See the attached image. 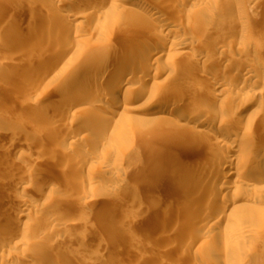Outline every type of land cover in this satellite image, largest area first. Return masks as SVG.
<instances>
[{"label": "bare ground", "instance_id": "bare-ground-1", "mask_svg": "<svg viewBox=\"0 0 264 264\" xmlns=\"http://www.w3.org/2000/svg\"><path fill=\"white\" fill-rule=\"evenodd\" d=\"M27 1H34V3L31 2L32 4L30 5ZM51 2L52 0H4L0 3V47L5 51L15 49L20 52V56L18 55V57L15 58L16 62L19 63V68L13 75L18 82L20 81L19 84L21 87L23 86V88L27 90L26 92L30 91L33 94L38 92L40 83L25 84L26 81L39 79L40 76H43V72L48 76L59 60L58 54L62 49L65 52L66 50H71L74 54V59H76L70 66L69 64L62 66L64 70L57 84L65 98L64 107L62 106L63 108L58 107L55 108L53 112L51 111V113H44L46 111L45 108L38 103L37 100L34 103H28V107L33 111L43 112V115H41L43 117L42 119L47 120H45L47 123H45L46 126H38L35 128L36 132L34 133L38 134L37 136H39V139L40 137H50L52 144L49 146L51 149L49 154H47L48 156H46V158L39 157L36 159L33 158V155L30 156L25 153H18L12 156L9 149H15L16 152L21 151L23 145L17 142L9 144L10 146H5L0 141V182L8 187L10 193H16L18 195V192H20L21 194L17 197L19 198V205L26 208V211L19 216L16 215V212L19 213L17 211L19 205L17 206L15 205L16 203L13 204L9 201L4 202L3 209L0 211V264H35L36 262L34 263V261L36 258L33 257L37 256L31 254L34 250L31 248L35 245L30 243V245L34 246H31V248L29 247L28 237L34 238L37 236L33 239L34 241L45 233L40 238L43 242L39 240L36 241L40 242L41 245L42 243L45 244L46 240L56 242L58 241L56 232H58L61 227H65V224L59 223L56 220H49V222H46L43 218H40V224L44 222L43 224L45 226L48 223L52 228L50 233H47L48 231L42 233L41 230L34 227L37 225L39 227V223L37 224L34 221L33 222L37 225H31L33 229H30V227L26 228L27 223L25 224V221H28L32 210L27 202L28 199L25 200L24 196L28 193L31 194L35 192L37 189V178L41 176L37 174L39 170H43V168L60 170L59 172H61V176L67 188L70 191H78L83 185V182L75 177L74 174L77 171H85L87 174L93 175L95 170L90 166L89 160L95 156H97L95 158L98 159L99 157V160H102L105 158L106 152L110 153L111 149L114 150L110 145L107 147L109 152L105 148V153H100L101 156H99L91 152L93 148L92 145L95 144L94 146L99 149L98 147H100L107 138H112L110 140H114L113 142L118 150V152L114 150L113 152H116L114 154L123 153L122 151L126 147L134 143L133 139L136 140L135 138L138 136V131H140L139 133L143 131L139 126L144 125L148 127H157V129H159L162 124H174L167 115L176 116V118L179 117L180 120L185 122L180 125V129H184L192 135L209 137L207 129H215L217 134L220 135L218 139L216 138V140L212 141L213 143L210 151L206 152V159L200 161L196 169H194V173L196 172L198 176L197 180L190 178L192 172L186 174L183 179H179L169 194V201H173L179 205L180 201H183L180 205L183 208L180 206L178 208L181 210L184 209V215L200 206L202 215L200 218L196 217L200 221L202 233L204 232L203 229L214 232L223 227L226 228L227 226L237 227L243 224L244 221H247L250 215L243 209L244 206H239L242 200L237 197V195H231V192L234 188H246L251 191L262 188L261 184L264 183V149L257 150L258 153L254 154L259 137H256L254 126H252L253 122H247V124H241L238 127L230 123V112H228V108H230V110L236 108L238 105L237 100L228 99L220 103H218V101L226 94L232 92L239 94V92L246 89L254 88L261 82L258 80V75H254L249 68L240 65L233 70L229 68L227 63L223 67L224 70L222 72H212L210 68L216 65V63L219 66V61L221 65L226 62L221 59L225 56L224 52L226 51H224V42H222L221 39L225 31L224 28L220 29L219 25L217 29L215 28L210 32L206 31L207 27V30H209L210 23H212L210 19L212 17L214 18L215 15L208 19V21H211H209L210 23L208 22L210 25L208 23H200L198 20L199 23L196 22V24L194 22L196 26L204 28V30L208 32L207 34L204 32L200 36H196L195 34L188 33V31H184V29L182 30V28H176V26H173L169 22L171 16L177 15L175 11L178 7L180 8L190 3L192 0H177L176 5L164 4L163 6L152 5L151 1L142 3V0H60V2L54 6L52 5L53 7L51 6L50 8ZM213 2L216 3L215 0H213ZM27 3L29 4L28 6L26 5ZM21 6L23 7L21 9H24L25 6L27 7L28 14L33 13L35 9L45 11V13L39 11L37 15L41 27L35 26V24L28 22V20L27 22L24 21L26 23L20 21L21 24L13 20L11 15L19 14L18 9H20ZM8 10L12 13L7 14L9 13ZM125 15L129 16L127 20L123 22V17ZM193 16L194 14H192V12H188L186 18L192 21ZM95 17L99 18L96 19ZM101 17L105 18V21H103L104 23L101 22ZM194 18L196 17L194 16ZM214 19L213 22H215ZM233 19L236 24L242 25L246 18L244 14L239 12ZM129 20L134 21L129 23L130 26L132 25L129 27L131 30L124 33L125 38L121 37L123 39L122 47L127 52L117 55L113 61H111V59L108 61V58L114 53L112 48L115 41L118 39H116V37H118L120 30H123L121 26L126 25ZM121 22L123 23L121 24ZM155 26L157 29L161 28L165 30L164 37L152 31ZM194 27L192 28L193 30ZM125 28L128 30V27ZM227 33L230 38L243 36L241 27L236 30H229ZM169 35L178 36V42L168 48L166 47V39ZM201 44H209V46L213 48L212 52H214L210 54L206 49L208 46H203ZM169 50H172L177 56H183L186 61H183V64H180L179 67H176L174 64L175 57L171 58L167 53ZM32 54H35V57L29 60L28 58H30L29 56ZM227 56L228 54L226 57ZM161 62L167 65V69H165L164 73L157 71L155 68L160 65ZM2 65L4 64L0 63V66ZM31 65L33 66V70L30 71L28 67ZM108 67H111L118 73L116 75H104L102 70ZM184 71H188V75L192 79L190 82L191 84H187V87L184 90L181 89L179 93L175 92L172 95H166L161 106H158L159 104L157 106L154 104L150 106L148 104L150 108L142 115L132 116V112H130L131 109H128L124 104H119V101L116 99V97L122 95V93L127 94L129 92H135L137 96L134 100H137L141 98L144 92L148 91L153 97H160L161 85L160 83H155V81L153 82V78H158L163 75L166 77L165 82L167 80L175 81L180 78ZM254 72L259 73L257 69L254 70ZM25 75H29V79L24 82ZM5 76L6 80L10 78L11 75ZM45 80L47 81V79ZM45 80H43V82ZM193 82L197 85L192 87ZM106 91L110 94L112 92L113 94L109 96L108 92L107 94L105 93ZM6 92L5 88L2 87V89H0V93L3 95ZM262 96H264V91H254L251 99L248 101L243 100V106L248 109L254 105L258 108L262 107ZM107 100L114 105L113 110L109 109L108 112L105 110L106 108L102 106ZM152 100L155 101L153 98ZM195 100L200 101H197L198 103L196 105H189L191 103L193 104ZM210 103L214 105V117L209 118L201 116L194 120V117H192L193 114L191 113L201 110L206 104ZM84 105H88L89 108L83 112L80 108ZM10 114L12 115L11 117L14 116V114ZM38 114L40 115V113ZM2 115L5 117L4 114ZM41 116H38V118ZM9 117H5L6 120L8 119L7 121L4 119L5 123L1 120V124L6 125V123H13L18 118H16V116L13 118ZM14 118L16 119L14 120ZM23 126V122H19V124L16 125L14 123L11 127L3 126L2 129H0V140L2 136H6L7 134L9 136L11 133L12 135L14 133H22L23 129H25ZM34 127L36 126L34 125ZM30 129H32V127ZM136 129H138V131ZM12 138L11 136V139ZM50 140L47 142L50 143ZM65 141H68L69 148L66 146L65 148L60 147V143ZM106 142H109V140L105 141V143ZM25 145L33 148V150H36V148H40L41 150L45 149L42 147L45 144L40 145L39 142H35L34 140L33 142H26ZM81 145L83 148L85 147L87 149L81 151ZM213 147H217L219 150L216 152L212 150ZM226 150L227 152L225 153ZM38 151L40 150L38 149ZM231 152L238 153L239 156L230 155L229 153ZM110 154L112 155V152ZM169 154V148H167L166 144L161 143L154 154L157 167H163L168 160ZM114 164L116 170L120 168L117 161ZM108 169L109 168H107V170L103 169L101 175L107 176V172L110 171ZM114 178L115 179L110 185L101 183L96 188L104 190L107 193L111 192L107 194L108 196L105 199L100 198L101 200L99 202V199L94 201L92 199L93 197H79L73 199V201L75 200L74 203L77 202L76 204L85 205L83 209H86L87 206H96L97 202H99L102 207L100 209H103V211L111 209L113 204L117 203L119 198L122 197L116 195L117 190L121 188V184H119L122 183L121 177ZM157 181L158 179L156 178L152 179L150 185L157 183ZM202 181L203 184L201 185L200 182ZM213 186L217 187L219 193H221V195L224 194V196L220 198H217L216 195L210 196V192H207V188ZM189 190H191V192H189ZM206 193L208 194L207 196L205 195ZM194 195H197V197H194ZM141 197V191H134V201L140 200L141 202ZM199 201L203 202L202 205L199 204ZM163 206L164 204L162 201L160 202V200L150 201L149 207L138 217L140 226H151L159 220L162 221L160 225L163 224L162 227L166 228L167 222L169 223L171 220L168 217V212L165 214L162 213L161 210L164 208ZM52 207L54 208L55 206H44V208L41 209V211L38 210V212H48ZM168 210L171 211V208ZM63 213L65 212H61V214ZM68 214H72V210H68ZM83 214H85V210ZM16 216H19V218H17L15 222L13 219ZM168 219L170 221H168ZM34 220H36V218ZM123 225L119 223L115 226L113 230L115 234H123L125 230ZM22 226L23 229L21 228ZM27 226H30V224ZM157 226L159 227V225ZM163 228L160 231H162ZM34 229H37L38 231L35 230L37 232H41L36 235L37 232L34 231L35 234L31 232ZM200 230L201 229H199V231ZM59 234L60 232L57 235ZM64 234L65 233H63V235ZM64 236L67 237L66 235ZM71 236L75 237L73 233ZM38 244L39 243H37V245ZM44 246L42 245V248H44ZM12 247L17 250L20 248L25 252L20 254L11 251L10 249ZM39 247L40 246H38L37 249H39ZM52 248L49 247L48 250L46 248L42 253L45 252L50 257L56 255L57 257L65 256L69 258L70 256L71 258L69 260L58 264H76L71 252L62 253ZM29 249L31 250L29 251ZM30 254L32 256H30ZM107 254L108 255L105 256H98L96 262L99 264H122L120 256L116 257L113 252ZM224 254L227 256V254L231 253L226 251ZM54 259L47 260L50 262L52 260L53 262ZM42 261L44 262L45 260ZM40 262H38V264L42 263ZM46 264H49V262L47 261Z\"/></svg>", "mask_w": 264, "mask_h": 264}, {"label": "rangeland", "instance_id": "rangeland-1", "mask_svg": "<svg viewBox=\"0 0 264 264\" xmlns=\"http://www.w3.org/2000/svg\"><path fill=\"white\" fill-rule=\"evenodd\" d=\"M3 1L4 0H0V3H2ZM150 1L152 5L158 6H163L164 4H177V0H142V3H148ZM215 1L216 3L213 2V0H192V2L180 8L178 7L179 9L177 8L178 10L176 9L175 11L177 15L171 16L169 22L173 26H176V28H182V30L184 29V31H188V33L195 34L196 36H200L206 31L210 32L215 28L217 29V26L220 25L219 28H224L225 30L222 35L223 38L221 37V39L222 42L225 43H223L224 51L226 50L224 52L225 56H223V58L221 59L226 62L224 64L222 63L221 65V62L219 61V66L215 62L217 66L214 65L210 68L212 72H222L224 70L223 67L228 63L229 68H232L233 70L236 69L238 65H240L249 68L254 73V75H258V80L261 83H259L254 88L246 89L242 92H239V94H237L236 92L226 94L218 101V103H220L225 102L228 99L237 100L238 105L236 108H234L233 110H230V108H228V112H230L229 121L233 126L235 125L238 127L241 124L243 125L247 124V122H253L252 126H254L256 137H259L254 150V154H256L259 150L264 149V96H262L263 98H261L263 106L260 108L254 105L249 109L246 107V109L245 106H243V100L248 101L249 99H251L253 92L256 90L264 91V0ZM31 2L29 1L28 3H30V5L34 3V1L32 3ZM58 2H60V0H52V2L50 3V8L52 5L54 6ZM28 3L26 4L27 6L29 5ZM21 8L23 7L21 6L20 9H18L19 14L11 15L14 21L16 20V22L18 21V24H21L20 21L23 23L24 21L27 22L28 20V22L35 24V26L41 27V25H39L40 23L37 19V15L39 11L41 13H45V11L35 9L33 13L28 14L26 6L24 7V9ZM8 12L9 13L7 14L12 13L9 10ZM188 12H192V14H194L196 18H194L193 16L192 21L188 20L186 18ZM239 12L244 14L246 18L242 25L236 24L235 20L233 19V17H235ZM214 15L215 19L212 17ZM128 16L129 15H125L123 17V22L127 20ZM104 17H101L100 19L102 23H104L103 21H105ZM209 18H211L210 20H212V23H210V20V22L208 21ZM213 19L215 22H213ZM197 20L200 23L203 22L205 24L209 22L211 24L210 25L208 23L210 25L209 30H207L208 27L205 31L204 28L196 26V24L199 23ZM123 22H121V24ZM130 22L134 21L129 20L126 24L127 26L122 25L121 27L123 28V30H120V32L118 31L119 33L117 32L118 37H116V39L118 38V41H115V44L112 48L114 53L111 54V56L108 58V61H110V59L111 61H113L117 55L127 52L122 47V38H125V32L131 30V28H129L132 26H130ZM194 22L197 23L195 24ZM125 27H128V30H126ZM193 27L194 30L192 29ZM240 27L243 31V36L230 38L227 32L229 30H236ZM152 31L154 33H159L163 37L165 35V30L161 28L157 29L156 26L152 29ZM207 33L208 32H206L205 34ZM166 40V47L169 48L173 46V44L175 45V43L178 42V36L169 35ZM201 45L205 46L207 44ZM207 46L208 47H206V49L210 52V54L213 53V48L210 47L209 44ZM167 53L171 58L175 57L174 64L176 67H179L180 64H183V61H186L184 60L183 56L175 55L172 50L167 51ZM227 54L228 56L226 57ZM18 55L20 56V52L16 51L15 49L5 51L0 47V63L4 64L0 66V89H2L3 87L7 91L6 93H4V95L0 93V117L2 118H0V129H2L3 126L11 127L14 123L16 125L19 124V122H23V128L25 129H23L22 133L18 131L20 134L14 133L12 135L11 133V135H9L10 137L8 136V134L6 136H2L0 141L5 146H10L9 144L17 142L23 145L21 151L16 152L15 149H9L12 156L18 153H25L29 154L30 156L33 155L34 159L39 157L46 158V156H48L47 154H49L50 152L51 148H49V146L52 144V141L50 140V137L48 138V136L45 138L40 137L39 139V136H37L38 134L34 133L36 132L35 128H37L38 126H46V119H42L43 117L41 115H43V112L41 113L38 111H33L28 107V103H34L37 100V102L43 105V107L45 108L46 111L44 113H51V111L53 112L55 108H61L64 104L65 98L61 90L58 88L57 84L59 83L58 81L61 79L62 71L64 70L62 66H64L65 64H69L70 66L75 62L76 59H74V54L71 50H66L65 52L62 49V51L58 54L59 60L56 62L54 69H52V71L50 72L51 75L49 73V75L46 76V73L43 72V76H40L39 79L33 81L27 80L29 79V75H25L24 82L27 80L25 84L40 83L38 92L33 94L30 91L26 92L27 90H25L23 86L21 87V85L19 84L20 81L18 82L13 75V73L17 72L16 70H18L19 68V63H17L15 59L18 57ZM29 57L30 58L28 59L30 60L31 58L35 57V54H32ZM12 60H14L15 62ZM155 68L157 69V71L164 73L165 69H167V65L161 62L160 65ZM256 69L259 71V73L254 72V70ZM28 70H33V66H29ZM102 73H104V75H116L118 72L113 70L111 67H108L105 70H102ZM44 74L47 78L44 76ZM5 75L11 76L10 78L5 80ZM45 79H47V81ZM43 80L45 81L43 82ZM165 80L166 77H164L163 75L158 78H153V82L155 81V83H160L161 85L160 97H153L148 91L144 92L141 98H138L137 100H134V98L137 96L135 95V92H129L127 94L122 93V95L117 96L116 99L119 101V104H124L128 109H131L130 112H132V116L142 115L150 108V106H152V104L156 106L159 104L158 106H161L166 95L169 96L175 92L179 93L181 89L184 90L187 87V84H189L192 79L189 77L188 71H184L183 74H181L180 78L175 81L167 80L165 82ZM194 83L195 82H193L192 87L197 85L196 83ZM107 92L108 91H106L105 93L107 94ZM112 94V92L111 94L109 93V96H111ZM152 98L155 101H153ZM197 101L199 102L200 100H195L193 104L191 103L189 105H196L198 103ZM102 106L106 108L105 110L107 112L109 111V109L113 110L114 107V105L108 100L104 102ZM88 108V105H84L80 108V110H83L84 112ZM214 111V105L210 103L206 104L201 110H198L191 114H193L192 117H194V120H196L201 116H206L209 118L214 117ZM10 113L14 114L13 117L16 116V118H18H14V120H16L13 123H6V125L1 124L2 121H4L5 123L6 118H8L9 116V118H13L11 117L12 115ZM38 113H40V115ZM2 114H4L6 118L3 117ZM38 116L41 117L38 118ZM167 117L171 118L174 124H162L160 128L158 127L159 129H157V127H148L144 125L139 126L138 124V126L142 128L141 130L143 131L139 133L140 131L136 129L138 131V136H136V140L133 139L134 143H132L134 145L131 144V146L126 147L122 151L123 153L114 154L118 152V150L116 149L117 147L113 142L114 140H110L112 138H107L109 142L106 143L105 141L108 140L104 139L105 141L104 143H102V145L105 144L103 145L105 147H103L102 145L100 146L104 149L100 147H98L99 149H97L94 146L95 144L92 145L93 148L91 149V152L98 154L99 156H101L100 153H105V148L108 151L107 147L110 145L116 152H113L114 150L111 149L112 155L110 154L111 152H106L105 158H103L102 160H99V157L98 159L95 158L97 156L92 154L95 157L89 160V164L95 170L94 174L90 175L85 171H77L74 174L75 177L83 182V185L78 191H70L67 188L63 181V177L61 176V172H59L60 170L54 168H43V170L41 169L38 171L37 174L41 176L37 175V189L35 190V192H32L34 195L32 193H28L25 196L23 195L25 200L28 199L27 202L29 203V206L32 210L29 217L30 223L29 219L28 221H25V224L27 223L26 228L30 227V229H33L31 225H37L39 223V227L38 225L34 227H37L38 230L42 231V233L47 231V233H50L52 228L48 223L46 224V222H49V220H56L59 223H63L65 224V227H61V231L58 230V232H56L57 234L60 232L59 235L56 234V236L58 237V241L54 242L52 240H46L45 244L42 243V245L48 246H44V248H42L41 243L37 242L36 240L43 242V240H40V238L45 233L40 235L41 237L38 236L40 238L35 239L34 241L33 239L37 236L34 238L28 237L29 247L31 248L32 245H30V243H33L35 245L33 246L36 248V250L33 246V248H31L32 250L34 249L32 251L33 253L31 252V254L37 256L33 257L36 258L34 263L36 262L38 264V262L41 261L42 263H40L43 264L47 259L50 260L55 258L53 262L52 260L51 262L49 260L47 261L49 262V264H58L63 263L64 261H67L71 258L70 256L69 258L65 256L57 257L56 255L50 257L45 252L42 253L44 249L46 250L47 248L48 250L49 247H53L52 249L58 250V252H71V255H73L74 258L73 260H75L76 264H99L96 262L98 256H105L108 255L107 253L112 252L116 257L120 256L122 264H264V183L261 184V187L263 189L261 188L255 191H251L246 188H234L231 192V195H237V197L242 200L239 203V206H244L243 209L246 210L250 215L247 221H244L243 224L238 225L237 227L235 226L236 228L234 226H227L228 228L223 227L214 232H209L203 229L205 233H202V227L200 221L198 220V218H200V216L202 215L200 206L199 208L194 209V212L192 211L193 213L188 212L184 215V209L181 210L178 208L181 203H183V201H180V205L173 201L171 202L169 201V194L175 186L176 182L179 179H183L186 174L192 172L190 178L197 180L198 176L196 172L194 173V169H196L200 161L206 159V152L210 151L213 143L212 141L216 140V138L218 139V136L220 135L217 134V131L215 129H207L209 137L192 135L190 132H187L184 129H180V125L184 124L185 122L180 120L179 117L176 118V116L170 115H167ZM30 124H34L36 127ZM29 125L30 128L32 127V129L29 128ZM11 136L13 137L12 139ZM33 140L35 142H39L40 145L45 144L46 147L45 145L42 146L45 148V151L43 149L41 150L40 148H36V150H33V148L25 145L26 142H33ZM49 140L50 143L47 142ZM161 143L166 144L167 148H169L170 150L168 160L162 168L157 167L156 161L154 159L155 151ZM65 146L69 148L68 141L60 143V147L65 148ZM80 148L81 151L87 149L85 147L83 148L82 145ZM38 149L40 151H38ZM212 150H215L217 152L219 148L213 147ZM226 152L227 150L225 151V153ZM229 154L233 156H239V154L235 152H231ZM116 161L119 163L118 165H120V168L117 170L114 166V163ZM107 168H109L108 170H110L107 172V176L101 175V171H103V169L107 170ZM43 175L47 176L45 177ZM114 177H121L122 183H119L121 184V188L117 190L116 195L122 197L119 198V201H117V203L113 204L111 209L103 211V209H100L102 207L99 202L101 199H105L108 196L107 194H110L111 192L107 193L104 190L96 188L101 183L110 185L111 182L115 179ZM154 178L158 179L157 183L150 185L152 179ZM0 184V211L3 209L4 202L9 201L13 204L16 203L15 205L18 206L20 202L18 201L19 198L17 197H19V194L21 193L18 192V195L16 193H10L6 185L2 184L1 182ZM200 184L202 185L203 181L200 182ZM136 190L141 191L142 193L141 202L140 200H133V193ZM189 192H191V190H189ZM207 192H210V196L216 195L217 198L224 196V194L221 195V193H219L218 188L215 186L207 188ZM205 195L207 196L208 194L206 193ZM79 197H93L92 199L94 201L99 199V202H97L96 206H87L86 209H83L85 205L76 204L77 202L74 203L75 200L73 201V199ZM194 197H197V195H194ZM155 200H160V202H163L164 208L161 210L163 214L168 212V217L171 221L168 219V221L170 222H167L166 228L162 227L163 224L160 225L162 221L159 220L155 222L154 225L145 227L143 225L140 226L138 222V217L146 210L147 207H149V202ZM202 203L203 202H200L199 204L202 205ZM47 205H53L55 207H52V209H50L48 212H38V210L41 211V209H43L44 206ZM19 206L17 207V211L19 213L16 212V215L20 216L24 211H26V208L21 207V205ZM170 208L171 211L168 210ZM68 210H72V214H68ZM84 210L85 214H83ZM61 212L65 213L61 214ZM19 216L14 217L13 221L15 220L16 222V219L19 218ZM35 218L36 220H34ZM40 218H43V220L46 221L45 226L43 224L44 222H41L40 224ZM33 221L37 224H35ZM119 223L122 225L124 224L123 226L125 229L123 231V234L120 235L117 233L115 234V232L113 231L115 226H117ZM29 224L30 226H27ZM157 225H159V227ZM160 226L163 228L162 231H160L162 229ZM21 228L23 229V226ZM199 229L201 230L199 231ZM35 230L37 229H34L31 232L33 233ZM40 232H37L36 235ZM63 233H65L64 235H66L67 237H65ZM72 233L75 237L71 236ZM37 243L39 244L37 245ZM38 246H40L39 249H37ZM31 249H29V251ZM10 250L18 252L20 254L25 252L20 248L18 250L14 249V247H12ZM35 251L37 252V254ZM226 251H229L231 254H227V256H225L224 253ZM31 254L30 256H32ZM42 260L45 261L43 262ZM47 261L44 264H46Z\"/></svg>", "mask_w": 264, "mask_h": 264}]
</instances>
